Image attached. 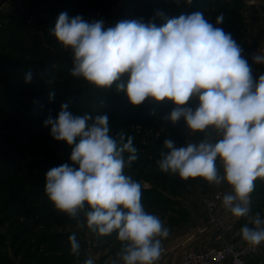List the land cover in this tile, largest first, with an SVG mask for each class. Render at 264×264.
Masks as SVG:
<instances>
[{"label":"clouds","instance_id":"clouds-1","mask_svg":"<svg viewBox=\"0 0 264 264\" xmlns=\"http://www.w3.org/2000/svg\"><path fill=\"white\" fill-rule=\"evenodd\" d=\"M223 20L221 13L216 25ZM51 34L72 52V77L101 89L116 84L133 106L148 98L172 101L177 107L166 119L176 123L183 118L190 132L205 133V138L182 147L165 139L168 152L161 151L159 170L182 180L227 183L232 192L224 195V208L237 218L249 215L255 182L264 181V74L253 77L230 33L194 12L162 26L122 20L108 28L103 21L89 23L61 13ZM253 60L264 63V55ZM124 74L127 81L117 83ZM31 79L29 72L25 80ZM193 97L199 101L195 110L180 107ZM68 108L62 103L58 117H49L45 125H51L56 141L72 146L70 160L78 167L65 163L48 170L45 196L72 219L87 208L86 226L98 235L116 233L123 248L111 264H157L170 230L145 210L141 182L125 173L139 159L134 137L121 133L118 143L106 114L74 115ZM251 224L241 227L240 236L258 247L264 243V220L256 213ZM69 244L70 254L78 257L75 233ZM84 264L94 261L88 258Z\"/></svg>","mask_w":264,"mask_h":264},{"label":"rangeland","instance_id":"rangeland-1","mask_svg":"<svg viewBox=\"0 0 264 264\" xmlns=\"http://www.w3.org/2000/svg\"><path fill=\"white\" fill-rule=\"evenodd\" d=\"M22 1L0 0V264H84L85 238L102 264L101 255L109 251V237L87 228L84 211L88 209L72 219L56 210L44 194L48 170L65 163L78 167L70 160L72 146L56 141L45 121L56 119L64 102L74 115L106 114L118 143L121 133L134 137L139 159L125 168V173L148 192L164 187L156 179L163 173L156 163L158 149L165 139L182 146L183 136H175L187 126L186 122L179 120L175 125L166 119L177 107L170 100L148 98L133 106L116 84L101 89L72 77V52L51 34L58 16L79 15L89 23L103 21L108 28L122 20L162 26L169 18L194 12H201L209 21L223 11L224 27L230 21L234 32L243 24L237 23L238 11L231 13L234 18L230 19L225 10L215 9L217 3L228 0H59L38 11L22 6ZM201 1H205L204 6ZM171 7L179 13L173 14ZM22 21L30 27V35L18 25ZM29 72L32 79L26 82ZM127 79L124 74L117 83ZM193 102L190 99L180 107L194 109ZM73 233L82 243L78 257L70 254L69 236ZM57 234L64 237L57 239ZM255 264H264V258Z\"/></svg>","mask_w":264,"mask_h":264},{"label":"crops","instance_id":"crops-1","mask_svg":"<svg viewBox=\"0 0 264 264\" xmlns=\"http://www.w3.org/2000/svg\"><path fill=\"white\" fill-rule=\"evenodd\" d=\"M239 4L240 7L237 8V11L243 26L234 32L230 25L222 28L232 35L241 47L242 55L249 63L246 55L247 48L264 40V2L263 0H240ZM250 66L254 76L259 78L261 75L260 68ZM192 99L194 102L191 105L194 106L193 110H195L199 101L196 97ZM180 136H183L182 146H186L187 143H196L204 139L205 133H192L186 129L184 132H179L175 137ZM211 138H216L214 133ZM159 150L165 154L168 152L164 146L160 147ZM159 183H162L164 187L156 188V192L142 194V202L145 210L157 215L165 227L170 230L169 236L162 241V245L170 251L171 257L176 260L179 259L183 251L203 252L216 246L218 235H222L225 242L243 241L240 236V229L245 224L251 227V220L256 215L250 211L248 216L237 218L230 212L221 217L219 221L212 223L201 200L215 190L227 188L226 183L208 184L201 178L182 180L177 174H172L168 181H159ZM108 237L107 247L109 251L101 255V258L104 259L102 264H111L113 259H117V254L123 248V244L117 239L116 233H112ZM79 244L82 247V243L79 242ZM257 258L262 260L264 251H261ZM251 259L248 261L250 262ZM255 263L253 262V264Z\"/></svg>","mask_w":264,"mask_h":264},{"label":"built area","instance_id":"built-area-1","mask_svg":"<svg viewBox=\"0 0 264 264\" xmlns=\"http://www.w3.org/2000/svg\"><path fill=\"white\" fill-rule=\"evenodd\" d=\"M10 1V0H8ZM246 55L249 63L252 66H258L261 75L264 74V63L257 64L253 60L254 55H264V40L258 44L252 45L247 48ZM253 74V73H252ZM258 80L257 77L254 76ZM218 167L222 170V165L218 163ZM225 189H218L202 198L201 202L204 206L206 214L210 221L215 223L230 213L225 209L222 204L224 195L232 192L231 186L226 183ZM252 198L250 200V208L252 205ZM264 220V214L260 215ZM252 226V224H251ZM264 226V225H262ZM217 245L206 249L203 252L183 251L178 260L171 257L170 251L164 248L161 259L157 264H247L248 259L259 255L264 251V243L258 247H252L245 241H223L222 235L216 237ZM92 258L94 264H100L99 260L95 257L92 245L88 238H85V247L83 251V260Z\"/></svg>","mask_w":264,"mask_h":264},{"label":"trees","instance_id":"trees-1","mask_svg":"<svg viewBox=\"0 0 264 264\" xmlns=\"http://www.w3.org/2000/svg\"><path fill=\"white\" fill-rule=\"evenodd\" d=\"M239 1L240 0H231V2H221V3H217L215 6V9L216 10H225V13L227 12V16H229L228 18L232 19L234 18L231 13H234L236 12L240 7V4H239ZM47 3V5H45ZM56 3H59V0H23L22 3H20L22 6H28V7H34L35 10H40V8L42 7V9H44L43 7H46V8H50V5H53V4H56ZM201 4L204 6L205 5V1H201ZM194 7V6H193ZM172 9V13L175 14L177 9L175 7H171ZM193 9V8H192ZM178 12V11H177ZM221 13L223 11H220ZM179 13V12H178ZM183 14V13H182ZM180 16V15H177V17ZM238 21L237 23H242V19L240 18V15L238 14ZM20 16H18L17 18H19ZM218 16H216L215 18H217ZM22 18V16H21ZM213 18V19H210L209 22H211L212 24H214L215 26H221V24L219 25H216V19ZM227 18V19H228ZM18 25H23L22 27L21 26H18V29L20 30L19 27H21V29L24 31L25 35H30V33L28 32L30 27L28 25H26V22L25 21H22L20 23H18ZM230 27L232 28V24L230 23L229 21V24ZM226 24V26H228ZM223 26V25H222ZM221 26V27H222ZM18 30V31H19ZM37 37H40V36H37ZM47 37V36H46ZM180 121H183L185 122V120L183 118L180 119ZM175 125H177V123H174ZM186 129H188L187 127H183L180 129V132H184ZM158 153L160 155L161 151L158 149ZM171 178V175H168V174H164V173H158L157 174V180L163 182V181H168L169 179ZM151 192V191H150ZM145 193H149L148 191H142V194H145ZM264 194V181H261V180H257L255 182V190L251 193V198L253 200L252 202V205H251V208H250V211L254 214L256 213H261V211L264 209V198H262L261 196ZM255 198H262V199H255ZM115 233V232H113ZM57 239L59 238H63L64 236L63 235H55ZM54 238V239H56ZM258 255L257 256H254L252 257L251 261H247V264H253V262H257L258 261Z\"/></svg>","mask_w":264,"mask_h":264}]
</instances>
